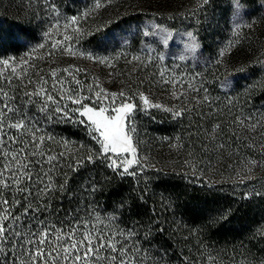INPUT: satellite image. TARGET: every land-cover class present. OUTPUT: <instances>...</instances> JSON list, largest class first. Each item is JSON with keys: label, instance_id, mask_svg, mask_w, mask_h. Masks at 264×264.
I'll use <instances>...</instances> for the list:
<instances>
[{"label": "trees", "instance_id": "trees-1", "mask_svg": "<svg viewBox=\"0 0 264 264\" xmlns=\"http://www.w3.org/2000/svg\"><path fill=\"white\" fill-rule=\"evenodd\" d=\"M231 1L209 0L201 13L193 12L184 18L189 29L196 32L203 53L217 46L218 36L224 30L225 34L230 31ZM237 1L255 10L262 8L259 3H264V0ZM7 14L10 15L7 8L0 12V59L19 56L29 44L38 41L35 23L28 13L17 19L6 18ZM144 17L139 13L123 19L108 27L107 34L116 26L120 29ZM102 42L98 36L90 39L92 46ZM113 43L122 46L116 39H112ZM140 43L136 37L128 42L136 47ZM242 64L239 80L256 75L259 80L250 92L257 102L264 101V75L256 74L249 61L243 59ZM16 76L11 89L4 85V80L0 87L15 97L13 102L32 122L39 123L44 135L54 137V141L46 144L50 153L65 154L60 166L50 173L52 190L41 195L37 186L32 188L30 207L40 220L65 230L74 222H88L105 235L122 232L125 236L118 239L135 251L136 264H253L263 254L264 196L242 200L241 196L223 192L218 185L206 182L198 173L193 172L192 176L185 165L188 158L193 159L204 150L203 133L193 129L197 116L174 118L159 109L141 111L136 100L135 144L139 155L145 158L146 167L136 169L135 177H122L100 159L91 162L85 159L99 145L83 126L66 121L45 122L46 115L39 111V103H28L24 95L25 91H33L34 85L27 83V77ZM49 83L46 87L51 86ZM39 86L36 83L35 87ZM43 170L47 171V166ZM9 198L24 203L15 192ZM13 212L22 213L23 207L14 205ZM128 233L132 235L127 236Z\"/></svg>", "mask_w": 264, "mask_h": 264}, {"label": "rangeland", "instance_id": "rangeland-1", "mask_svg": "<svg viewBox=\"0 0 264 264\" xmlns=\"http://www.w3.org/2000/svg\"><path fill=\"white\" fill-rule=\"evenodd\" d=\"M94 4L95 0H0V12L7 8L10 13L6 18L17 19L28 13L35 23L38 41L29 44L19 56L3 58L14 61L16 77H31L34 82L43 77L51 85L52 70L66 82L71 80L63 72L68 68L84 85L85 94L89 85L97 84L110 93L124 90L134 94L133 102H140L141 111L159 109L174 118L197 116L193 129L203 133L204 150L185 162L191 175L198 173L206 182L218 185L223 192L239 195L242 200L263 197L264 101L257 102L250 92L259 80L256 75L242 81L239 80L242 73L238 71L244 69L245 59L255 66L256 74L264 75V3H259L262 8L255 10L241 6L237 0L231 1L230 31L225 34L224 30L218 36L217 46L210 47L206 54L196 32L184 20L190 13L205 10L199 6L200 0H110L99 9ZM139 13L145 15L144 19L120 29L116 26L107 34L108 27ZM73 16L80 17L81 29L71 41L75 54H62L51 44L62 39L66 32L73 35L71 27L67 30L63 27ZM56 20L60 28L46 37ZM145 31L150 35L145 37ZM189 32L196 38L195 51L189 50ZM96 36L103 42L92 46L90 39ZM132 37L140 40V46L128 44ZM112 39L122 46L112 44ZM221 49H226L223 57ZM50 52L53 54L49 55ZM133 56H140L143 62L130 63ZM102 59L107 62L101 63ZM161 71L170 83L161 81ZM9 72L10 69L0 65V83ZM189 81L199 91L190 90ZM141 94L148 104L140 99ZM156 104L161 107H154ZM181 108L187 110L179 117L174 116ZM135 137L138 139L137 129L134 143ZM252 160L261 165L252 166L249 172L248 161ZM262 252L253 264H264Z\"/></svg>", "mask_w": 264, "mask_h": 264}, {"label": "snow or ice", "instance_id": "snow-or-ice-1", "mask_svg": "<svg viewBox=\"0 0 264 264\" xmlns=\"http://www.w3.org/2000/svg\"><path fill=\"white\" fill-rule=\"evenodd\" d=\"M106 2L110 0H95L94 8L99 9ZM208 3L209 0H200L199 6L203 8ZM79 19L80 17L73 16L65 21L64 29L71 27L73 35L66 32L62 39L51 44L53 49L62 54H75L71 41L74 35L81 32ZM60 26L59 20H56L45 36H51ZM143 35L147 37L150 33L145 31ZM187 35L191 41L189 50L195 51L196 38L191 32ZM40 47L43 48L44 45L41 44ZM225 52L226 49H221L220 57ZM160 59L163 60V57ZM100 62L107 61L102 59ZM129 62L143 61L140 56H133ZM0 65L5 70L10 69L3 83L11 89L17 71L14 61L11 58L0 59ZM63 72L71 76V80L66 82L65 78L58 77L56 70H52L50 87H46L48 80L43 77L37 82L29 78L27 83L33 84L34 89L25 91L27 102L39 103V111L46 115L45 122L66 121L83 126L95 144L99 145L95 151L90 150L85 159L90 162L100 159L107 168L122 177L137 176L136 169L143 170L146 164L133 139L137 111V105L133 102L134 94L124 90L110 93L97 84L89 85L85 94L80 79L68 68L63 69ZM159 76L164 83L171 82L165 78V72L161 71ZM36 83L40 86L35 87ZM187 87L192 91H199L191 81ZM173 95L180 98L175 92ZM140 99L144 104L149 103L143 94ZM204 99L208 100V97L205 96ZM14 100L15 97L5 87H0V264H136L135 251L118 239L119 236H125L122 232L105 235L103 231H97L95 226H89L88 222H74L65 230L58 225L46 223L33 214L35 210L30 207L33 186H37V192L41 195L51 191L50 173L60 166L59 161L65 154L50 153L46 144L54 141V137L44 135L39 123L32 122V118ZM69 104L75 107H69ZM153 106L161 107L159 104ZM186 110L181 108L173 115L179 117ZM64 143L67 145L68 142ZM248 165L250 172L252 166L261 165V162L252 160L248 161ZM45 166L47 171L43 170ZM12 192L23 198V205L20 199L9 198ZM14 205L22 206L23 212H13ZM131 235L132 233L127 234Z\"/></svg>", "mask_w": 264, "mask_h": 264}]
</instances>
